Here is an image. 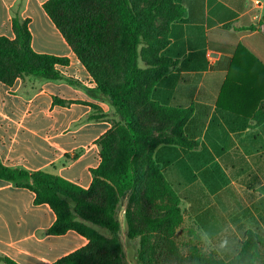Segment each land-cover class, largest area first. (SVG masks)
I'll return each instance as SVG.
<instances>
[{
  "label": "crops",
  "instance_id": "0c3cea01",
  "mask_svg": "<svg viewBox=\"0 0 264 264\" xmlns=\"http://www.w3.org/2000/svg\"><path fill=\"white\" fill-rule=\"evenodd\" d=\"M47 1L0 0V37L15 40L14 18L27 22L32 49L68 58L70 65L59 69L80 85L32 76L19 77L11 86L0 81V159L7 167L44 171L89 189L92 170L100 164L98 141L119 117L45 11ZM174 1L187 14L171 25L163 56L175 65L152 99L164 106L194 107L185 134L199 144L195 149L159 147L156 159L163 171L194 170L213 150L228 157L243 154L246 137L254 153L264 146V123L255 119L264 108V0ZM239 46L247 53L238 52ZM229 161L236 163L232 157ZM35 197L0 179V258L55 264L88 245L76 231L49 235L57 216L48 204H35Z\"/></svg>",
  "mask_w": 264,
  "mask_h": 264
},
{
  "label": "trees",
  "instance_id": "16d2710c",
  "mask_svg": "<svg viewBox=\"0 0 264 264\" xmlns=\"http://www.w3.org/2000/svg\"><path fill=\"white\" fill-rule=\"evenodd\" d=\"M48 0L44 9L87 69L96 91L109 99L120 121L98 141L100 164L92 170L93 183L84 189L44 171L11 168L0 159V179L35 193V204H48L57 219L49 235L76 231L89 241L83 249L55 264H122V224L119 209L124 198L127 236L140 238L138 261L154 264L155 239L162 237L164 254L173 264H264V229H248L240 247L227 259L194 248L185 256L174 237L184 221L181 196L156 159L159 147L195 149L198 143L185 134L194 107L164 106L152 99L159 81L175 65L163 56L170 43L171 25L187 11L174 0ZM15 40L0 37V81L13 85L19 77L46 81L66 80L60 67L68 58L39 54L32 49L28 23L13 20ZM238 52L245 51L241 46ZM247 53V51H245ZM249 54V53H248ZM140 60L147 65L141 68ZM55 103L65 102L55 99ZM264 108L255 116L264 123ZM101 117H105L104 114ZM264 193V187L261 188ZM148 209L149 213H144ZM94 226L109 230L111 237ZM4 264H17L0 258ZM170 264V263H169Z\"/></svg>",
  "mask_w": 264,
  "mask_h": 264
},
{
  "label": "rangeland",
  "instance_id": "374dc122",
  "mask_svg": "<svg viewBox=\"0 0 264 264\" xmlns=\"http://www.w3.org/2000/svg\"><path fill=\"white\" fill-rule=\"evenodd\" d=\"M148 1L141 0L140 4ZM139 65L141 68L147 67L142 60ZM116 115L119 117L117 113ZM195 142L199 144L198 141ZM244 143L243 154L238 152L237 155L228 157L213 150V153L202 156V162L195 163L194 166L199 167L194 170L176 168L171 172L164 171L182 198L184 221L177 229L174 240L185 256L196 248L218 259H227L229 253L240 247L248 229H255L259 224L264 226V193L261 191L264 187V146L259 145L252 153V149L248 148L251 140L246 137ZM257 149L258 154H255ZM231 157L236 163H230ZM128 203V197L124 198L119 209L122 224V264H140V238L130 240L127 236ZM143 212L149 213V210L144 209ZM99 229L103 234L110 235L109 230L101 227ZM155 244L154 264H173L164 254L161 236L155 239Z\"/></svg>",
  "mask_w": 264,
  "mask_h": 264
}]
</instances>
